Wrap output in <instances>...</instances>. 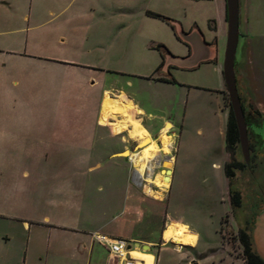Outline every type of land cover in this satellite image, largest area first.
Here are the masks:
<instances>
[{
  "label": "rangeland",
  "instance_id": "obj_1",
  "mask_svg": "<svg viewBox=\"0 0 264 264\" xmlns=\"http://www.w3.org/2000/svg\"><path fill=\"white\" fill-rule=\"evenodd\" d=\"M253 2L258 8L250 19L248 44H244L239 64L244 63V54L248 51L258 73L256 99L264 110V0ZM52 6L58 15L54 19L57 29L53 37L65 40L69 56L87 70L79 76L73 74L67 88L61 83L56 88H48L39 84L38 72L25 68L20 86L8 84L0 93V107L17 110L0 116L3 139L0 141V183L14 185L19 171L14 158L27 150L15 141L18 132L14 127L95 126L106 92L111 96L125 93L142 108V113L134 111L135 122L125 123L121 131L110 128L112 132L122 133L131 125L145 124L160 147L164 126L171 122L174 126L166 133L171 137L170 155L178 157L180 167L192 172L183 183L178 177L174 179L170 195L169 189L161 192L153 184V191L161 194V198L146 193L145 187L130 180V185L137 186L148 203L167 208L168 218L183 217L191 221V230L200 235L194 250L183 247L178 251L174 242L153 248L157 264H245L237 236L240 229L252 232L255 217L264 210V144L250 140L253 151L249 169L242 171L235 181V187L243 195V205L233 215L224 168L212 166L213 163L224 166L231 109L223 76L228 26L220 19L218 0H55ZM9 11L20 12V6L13 4ZM148 12L170 18L175 30L168 22L150 17ZM161 64L163 67L159 68ZM150 77L153 80H148ZM18 110H51L52 113L42 116ZM107 133V129L100 133L105 146L111 143L118 149L125 148L120 137L110 139ZM138 145V140L131 141V151L141 153ZM101 150L97 148V156L106 162L108 151ZM55 152L61 156L64 151L56 149ZM83 153L88 151L79 147L66 151L72 163L65 170L59 163L42 166L49 167L56 175L64 171L87 174L88 165L76 163ZM237 159L245 162L241 150ZM129 167L132 171L130 163ZM162 168L157 167V174ZM82 179L73 183L78 184V190L91 193L90 184L94 181ZM100 183L105 182H96ZM168 220L166 215L162 216V224ZM151 232L153 239L161 238L160 231ZM188 235L193 238L191 246H195L197 236L189 228ZM66 241L57 243V264L75 250L76 242Z\"/></svg>",
  "mask_w": 264,
  "mask_h": 264
},
{
  "label": "crops",
  "instance_id": "obj_2",
  "mask_svg": "<svg viewBox=\"0 0 264 264\" xmlns=\"http://www.w3.org/2000/svg\"><path fill=\"white\" fill-rule=\"evenodd\" d=\"M253 1L240 0V33L244 36L243 47L245 43L248 44L250 19L258 8ZM54 2L55 0H0V93L8 84L19 87L25 68L38 72L36 78L39 84L48 88H56L59 83L67 88L73 74L79 76L82 71L87 70L77 59L69 56L65 40L53 37V32L57 29L54 19L58 16L52 6ZM218 3L220 19L228 26L227 2L218 0ZM13 4L20 6V12L9 11ZM170 26L175 30L174 25ZM244 55L246 60L239 64L240 59L235 69L238 92L246 112L253 114L251 106L254 105L264 119V110L255 95L259 90L258 73L249 52L245 51ZM148 80L153 79L150 77ZM107 94L109 93L106 92ZM106 95L103 98L98 124L95 126L35 124L23 128L14 127L18 132L15 141L27 150L13 160L19 170L14 185L8 186L3 181L0 183V264H57V243L65 240L66 243L68 240L75 241L76 246L74 252L61 263L59 261V264H116L109 259L106 248L95 241V233H103L133 244L130 254L137 264L146 263L138 254L149 256L147 261L157 264V255L153 248L173 244L164 240L163 232L174 223L187 226L189 231L197 236L195 246L176 244L177 250L180 251L183 247L194 250L197 247L200 235L191 230V221L183 217L168 218L167 208L148 203L142 191L137 186L130 185L131 171L123 153L132 152L131 141L135 139L130 135L131 127L122 133H113L110 128L121 131L122 127L101 121ZM129 99L142 113V108L133 99ZM15 111L0 107V116L14 114ZM19 112L42 116L52 113L51 110ZM140 119L144 124L142 118ZM171 125L174 126L173 123ZM143 126L151 131L145 124ZM102 129L108 130L110 139L120 137L125 143V148L118 149L111 143L105 146L103 137L100 136ZM253 140L264 144L261 137ZM0 141H3L2 137ZM73 147L88 151V154L83 153L76 159V163L88 165L87 174L64 171L56 175L49 171V167L43 168L44 164L55 163L62 164L64 170L66 166L70 168L72 160L66 155V151L70 152ZM98 147L101 151H108L106 162H103V157L97 156ZM56 149L64 151L61 156L56 155ZM92 150L95 151L92 153ZM177 160L178 157L174 156L168 195L176 177L183 183L189 180L192 174L189 169L180 167ZM228 161L229 154L226 150L224 165ZM212 166L221 170L224 168L223 164L213 163ZM241 173L242 171L237 172L236 178ZM86 176L94 181L90 184L91 189L93 188L91 193L78 190V184L73 183V180H81ZM98 180H104L105 183L96 184ZM226 182L229 187L228 179ZM262 212L264 210L260 214ZM163 215H166L169 222L162 224ZM151 230L157 233L160 231L161 238L153 239Z\"/></svg>",
  "mask_w": 264,
  "mask_h": 264
},
{
  "label": "bare ground",
  "instance_id": "obj_3",
  "mask_svg": "<svg viewBox=\"0 0 264 264\" xmlns=\"http://www.w3.org/2000/svg\"><path fill=\"white\" fill-rule=\"evenodd\" d=\"M134 111L141 114V110L125 94H121L117 98H112L107 94L103 104L101 121L122 127L127 122H135L134 117L136 114ZM130 127L132 128L130 130L131 137L139 141L138 149L142 150L141 153L135 156L138 178L141 179L145 172H148L147 183L144 186L145 191L148 194H155L161 198V194L153 191L152 185L155 184L161 192H166L170 187L172 176L171 167L174 162V157L170 155L171 137L166 133L171 129L172 125L166 123L164 126V134L160 138L161 148L158 146L157 140H153L149 131L142 124L138 126L131 125ZM160 154L164 157L163 159ZM123 155L128 156L130 152L126 151ZM159 164H162L163 168L158 174L154 175L153 172ZM168 170L171 172H167ZM164 240L174 242L178 245L193 244V238L188 235V227L178 223L174 226H169L164 231ZM142 258L146 261L145 264H150L147 261V256H142Z\"/></svg>",
  "mask_w": 264,
  "mask_h": 264
},
{
  "label": "water",
  "instance_id": "obj_4",
  "mask_svg": "<svg viewBox=\"0 0 264 264\" xmlns=\"http://www.w3.org/2000/svg\"><path fill=\"white\" fill-rule=\"evenodd\" d=\"M228 38L223 68L231 109L233 111L240 134V149L247 166L250 164L251 148L248 126L236 79V64L241 59L244 36L240 33V0H226ZM164 171V170H163ZM167 172H171L168 170ZM253 239L257 253L264 260V212L254 221ZM140 247V245H138Z\"/></svg>",
  "mask_w": 264,
  "mask_h": 264
},
{
  "label": "trees",
  "instance_id": "obj_5",
  "mask_svg": "<svg viewBox=\"0 0 264 264\" xmlns=\"http://www.w3.org/2000/svg\"><path fill=\"white\" fill-rule=\"evenodd\" d=\"M148 15L153 18L162 19L168 22L170 25H172L173 23V20H171L170 18L164 17L162 15L153 12H148ZM162 66L163 64H161L159 68H161ZM242 106H243V102H242ZM243 109L245 113L246 122H248L247 120L248 117H252L257 123H261L264 121L262 114L255 107H251L253 114L247 113L244 106ZM250 148L252 152L253 146L251 142H250ZM226 150L230 154L231 160L224 165V171L229 181L228 196L232 208V214L235 215L237 211H239L242 208L243 205V195L241 191L235 187L237 172L245 171L249 167L245 162L239 161L237 159V154L241 150L240 134L232 109L230 110L228 123H227ZM254 221H253V225H254ZM237 240L240 242V244L243 247L242 259L245 262V264H264V260L256 251L254 239H253V231L250 232L248 229H240L237 236Z\"/></svg>",
  "mask_w": 264,
  "mask_h": 264
},
{
  "label": "built area",
  "instance_id": "obj_6",
  "mask_svg": "<svg viewBox=\"0 0 264 264\" xmlns=\"http://www.w3.org/2000/svg\"><path fill=\"white\" fill-rule=\"evenodd\" d=\"M139 154L137 152H130V155L126 156L128 162L131 165V177L132 182L136 185L144 187L146 185V179L148 177V172H145L144 176L139 179L137 174V168L135 166V156ZM162 166V164H159ZM159 166H157L159 168ZM157 167L154 170V175L157 174ZM153 175V176H154ZM154 187V186H153ZM95 241L102 244L107 252L109 259L116 264H137L136 260L131 257L130 251L133 247V244L129 243L126 240L111 237L103 233H95L93 235Z\"/></svg>",
  "mask_w": 264,
  "mask_h": 264
},
{
  "label": "flooded vegetation",
  "instance_id": "obj_7",
  "mask_svg": "<svg viewBox=\"0 0 264 264\" xmlns=\"http://www.w3.org/2000/svg\"><path fill=\"white\" fill-rule=\"evenodd\" d=\"M120 95H117V97ZM247 120L248 122H246V124L248 126V134H249L250 140H253L254 138H257V137H261L263 139L262 141L264 142V122L257 123L252 117H248ZM122 128L123 129L125 128L124 125L122 126Z\"/></svg>",
  "mask_w": 264,
  "mask_h": 264
}]
</instances>
